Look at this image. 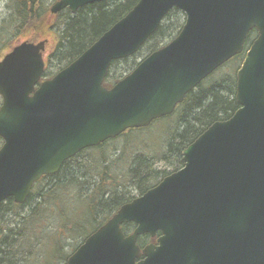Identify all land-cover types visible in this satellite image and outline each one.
Wrapping results in <instances>:
<instances>
[{"label":"water","instance_id":"1","mask_svg":"<svg viewBox=\"0 0 264 264\" xmlns=\"http://www.w3.org/2000/svg\"><path fill=\"white\" fill-rule=\"evenodd\" d=\"M101 1L55 0L50 12ZM173 8L184 15L177 35L106 87L111 62L137 53ZM45 42L20 41L0 60V203L25 202L36 181L80 150L171 114L244 50L239 107L211 123L182 150L179 169L122 204L65 264H264V0H138L41 79ZM157 231L155 243L138 245L139 235Z\"/></svg>","mask_w":264,"mask_h":264},{"label":"trees","instance_id":"2","mask_svg":"<svg viewBox=\"0 0 264 264\" xmlns=\"http://www.w3.org/2000/svg\"><path fill=\"white\" fill-rule=\"evenodd\" d=\"M9 14L1 20L0 57L19 38L34 41L52 34V49L45 57L43 76L51 77L76 59L104 31L123 17L138 0H104L79 8L50 12L48 0H0ZM184 15L176 8L163 18L139 51L112 61L106 86L130 72L138 60L170 41L181 29ZM250 31L247 41L251 40ZM9 34L11 40L9 41ZM15 40V43L12 41ZM243 54L231 58L186 94L173 116L154 120L149 126L127 129L98 146L86 148L66 160L59 171L36 181L22 204L11 197L0 203V264H65L69 254L122 204L157 184L182 166V150L211 123L230 117L238 108L234 99L235 72ZM214 75V76H213ZM210 77V78H211ZM215 82V83H214ZM163 123L159 143L151 140L152 126ZM158 123V124H159ZM165 161L171 168H159ZM133 224L123 225L128 233ZM151 241L138 237L140 246Z\"/></svg>","mask_w":264,"mask_h":264},{"label":"rangeland","instance_id":"3","mask_svg":"<svg viewBox=\"0 0 264 264\" xmlns=\"http://www.w3.org/2000/svg\"><path fill=\"white\" fill-rule=\"evenodd\" d=\"M55 0H48V3H50V5L52 4V2H54ZM8 14H9V9H8V7H6V3L4 2V1H0V24H1V20L3 19V18H6L7 16H8ZM10 35L11 34H9V41L11 40V37H10ZM7 36H8V34L7 35H1L0 36V38L2 39V40H6V38H7ZM47 42H46V47H45V50H44V52H43V56H44V58L46 57V55L49 53V51L52 49V47H53V45H54V43L52 42V34H50V35H48L47 37ZM38 40H40L39 38H36V39H34V42H36V41H38ZM1 41V40H0ZM20 41H23V40H21V38H19L18 39V41H16V42H20ZM12 43H15V40L14 41H12ZM1 44V43H0ZM143 51L142 50H140L139 51V54L141 55V56H143ZM231 70H230V66L229 67H226V66H223V67H221L220 69H219V72L218 73H216V75L214 76V78L213 77H209V79L211 80L210 82H213L212 80H217L218 78H220L219 77V73H222V75L223 74H225V73H229ZM215 78H217V79H215ZM215 83V82H214ZM175 114V113H174ZM173 113L172 114H170L171 115V117L174 115ZM159 122H157V123H155V125L153 124V126H152V135H151V140L152 141H154L155 143H159L158 141H159V139H158V137L160 136V134H161V132H162V129L164 128L163 126V123H159ZM156 165L159 167V168H165L167 171H170V169L171 168H168L167 166H166V163H165V161H163V160H160L159 161V159H158V162L156 163Z\"/></svg>","mask_w":264,"mask_h":264},{"label":"flooded vegetation","instance_id":"4","mask_svg":"<svg viewBox=\"0 0 264 264\" xmlns=\"http://www.w3.org/2000/svg\"><path fill=\"white\" fill-rule=\"evenodd\" d=\"M43 78H47V77H45V76L42 75V79H43ZM48 78H49V77H48ZM0 105H1V98H0ZM2 143H3V140L0 138V145H1ZM157 234H158V233H157Z\"/></svg>","mask_w":264,"mask_h":264}]
</instances>
